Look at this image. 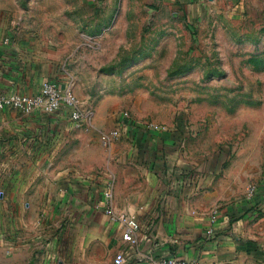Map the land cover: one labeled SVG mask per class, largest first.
<instances>
[{
  "label": "crops",
  "instance_id": "0c3cea01",
  "mask_svg": "<svg viewBox=\"0 0 264 264\" xmlns=\"http://www.w3.org/2000/svg\"><path fill=\"white\" fill-rule=\"evenodd\" d=\"M166 1L183 2L190 9L195 5V0ZM48 5V0H0V92L34 93L46 78L68 83L60 68L63 44L51 32L56 27L35 20ZM95 117L86 126H75L67 107L53 113L0 109L1 172L6 169L2 156L11 159V182L0 200V264H115L121 248L128 252L124 264H147L139 260V252L179 255L199 264H264V183L253 196L243 195L247 181L261 172L259 157L238 151L226 166L227 155L218 152L205 167L189 163L182 172L173 166L185 185L171 188L170 175L165 176L175 164L176 150L167 147L171 140L158 130L133 131L125 119L127 127L113 139H119L116 144L137 142V147L129 144V151L113 155L109 168L117 176L115 209L141 222L139 243L132 247L128 226L113 219L100 202L98 159L85 171L54 166L56 157L80 154L73 152L82 142L100 144ZM118 165L128 171H118ZM39 174L51 176V183L37 198ZM229 196L234 197L220 205L209 235L214 204ZM4 205L12 211L5 213ZM37 205L45 206L43 216L36 213Z\"/></svg>",
  "mask_w": 264,
  "mask_h": 264
},
{
  "label": "rangeland",
  "instance_id": "374dc122",
  "mask_svg": "<svg viewBox=\"0 0 264 264\" xmlns=\"http://www.w3.org/2000/svg\"><path fill=\"white\" fill-rule=\"evenodd\" d=\"M194 2L190 9L166 0H48L35 20L56 27L60 68L99 120L96 131L117 126L125 111L133 131H160L176 150L165 173L170 187L185 185L173 166L182 172L189 163L205 167L218 152L227 155L222 163L228 166L238 151L253 154L261 172L245 184L249 197L251 184L257 192L264 183V0ZM117 140L82 142L73 152L80 154L56 157L54 166L85 171L98 159L96 185L104 192L107 180L117 177L109 168L113 155L137 147ZM2 158L0 200L11 182V159ZM50 177L37 175V198ZM35 209L46 213L43 205Z\"/></svg>",
  "mask_w": 264,
  "mask_h": 264
},
{
  "label": "built area",
  "instance_id": "2783aa9c",
  "mask_svg": "<svg viewBox=\"0 0 264 264\" xmlns=\"http://www.w3.org/2000/svg\"><path fill=\"white\" fill-rule=\"evenodd\" d=\"M5 107H15L24 113H31L37 109L45 110L53 113L59 111L63 107L69 109L70 117L75 126H86L91 121L92 111L81 99L75 91L72 83L62 84L55 78H46L42 82L40 89L37 92L29 93L19 90H9L0 92V109ZM128 111L121 116L117 126L101 131V138L104 141L121 134L123 127H127L126 120ZM114 177L107 181L103 192V199L100 201L104 205L105 211L113 218L126 224L129 229V242L132 247H136L139 243V229L141 222L138 217L124 210H116L114 205ZM257 187L251 184L248 187L249 197L253 196ZM221 206L216 205L211 212V226L208 227L207 233L212 235L215 231V225ZM139 260L146 259L147 264H199L196 259L187 258L179 255L155 256L152 253L139 252ZM128 260V252L126 248L119 249L115 256V264H124Z\"/></svg>",
  "mask_w": 264,
  "mask_h": 264
}]
</instances>
